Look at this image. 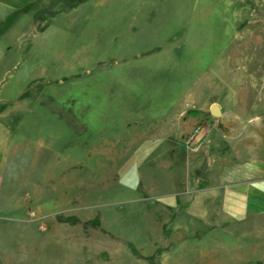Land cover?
<instances>
[{
    "label": "rangeland",
    "instance_id": "rangeland-1",
    "mask_svg": "<svg viewBox=\"0 0 264 264\" xmlns=\"http://www.w3.org/2000/svg\"><path fill=\"white\" fill-rule=\"evenodd\" d=\"M0 114L15 135L0 189V264H256L264 256L256 208L241 222L224 218L222 192L195 187L183 189L193 203L159 205V194L188 177L158 165L174 162L176 142L142 163L140 189L120 174L138 135L182 119L212 124L220 156L264 159V0L1 9ZM241 190L254 201L264 181Z\"/></svg>",
    "mask_w": 264,
    "mask_h": 264
},
{
    "label": "crops",
    "instance_id": "crops-1",
    "mask_svg": "<svg viewBox=\"0 0 264 264\" xmlns=\"http://www.w3.org/2000/svg\"><path fill=\"white\" fill-rule=\"evenodd\" d=\"M38 0H0V10L11 9L13 11L22 10L33 5ZM6 114H0V189L1 183L6 175L10 159L14 152V134L13 126L7 120ZM181 123H166L160 131L153 135H147L144 132L142 137L138 135L135 139L137 148L127 159L121 169V179L126 186L133 190L141 188L142 178L140 176L141 165L149 159L159 146L166 141L176 142V148H172V155L177 156L174 162L165 161L158 165L167 171L183 169L188 177L183 180L174 193H163L157 196L159 205L166 209H176L181 204H191L195 199H189L190 193L186 188L195 187V192L212 190L221 191L224 197V218L230 217L243 221L244 214L249 208L264 212V192L259 191L257 199L252 201L241 187L253 182L264 181V159L250 160L247 163H240L231 160L230 157L220 156V141L214 137V126L208 124L203 126V130L198 135L194 134L198 126L194 121L184 120ZM196 125V126H195ZM177 142L179 146L177 145ZM224 142V141H222ZM143 169L149 173L148 167ZM206 175V178L201 177ZM203 180V183L201 181ZM206 183L207 188H202ZM206 201V200H205ZM197 205L200 202L197 199ZM264 214V213H263ZM209 215V214H208ZM205 216V215H204ZM243 223V222H242ZM254 227L264 233V219H256ZM195 237H199V231H196ZM260 247L264 250V234L260 241ZM256 264H264V256H261Z\"/></svg>",
    "mask_w": 264,
    "mask_h": 264
},
{
    "label": "water",
    "instance_id": "water-1",
    "mask_svg": "<svg viewBox=\"0 0 264 264\" xmlns=\"http://www.w3.org/2000/svg\"><path fill=\"white\" fill-rule=\"evenodd\" d=\"M211 114L215 117H218L220 116L222 113H221V110L218 106H213L212 109H211ZM201 177L203 178H206V175H202Z\"/></svg>",
    "mask_w": 264,
    "mask_h": 264
},
{
    "label": "built area",
    "instance_id": "built-area-1",
    "mask_svg": "<svg viewBox=\"0 0 264 264\" xmlns=\"http://www.w3.org/2000/svg\"><path fill=\"white\" fill-rule=\"evenodd\" d=\"M202 130H203V126L198 125V126L195 128V130H194V134H195V135H198L199 133L202 132Z\"/></svg>",
    "mask_w": 264,
    "mask_h": 264
}]
</instances>
